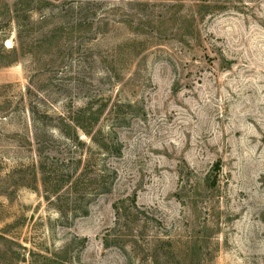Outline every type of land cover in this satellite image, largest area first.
Masks as SVG:
<instances>
[{
	"label": "rangeland",
	"instance_id": "374dc122",
	"mask_svg": "<svg viewBox=\"0 0 264 264\" xmlns=\"http://www.w3.org/2000/svg\"><path fill=\"white\" fill-rule=\"evenodd\" d=\"M0 264H264V0H0Z\"/></svg>",
	"mask_w": 264,
	"mask_h": 264
},
{
	"label": "trees",
	"instance_id": "16d2710c",
	"mask_svg": "<svg viewBox=\"0 0 264 264\" xmlns=\"http://www.w3.org/2000/svg\"><path fill=\"white\" fill-rule=\"evenodd\" d=\"M15 49H13L12 51H14ZM98 120H99V116H98V114L94 117V120H93V126L94 125H96L97 123H98ZM76 121V122H75ZM74 121V128L77 130V129H79V130H82V132L84 133V134H86V135H89V136H91V139H92V141H93V143H94V145L96 144V147L97 148H99V149H103V148H106L107 147V144H106V142H99V140L97 139V137L95 136L96 134H93V129H92V127L93 126H91V128H89V129H87L86 128V126L84 125V124H82L79 120H75ZM118 144V143H117ZM116 147H115V149H116V153L117 154H120L121 153V149H120V146L119 145H115ZM218 165V167H219V164H217ZM216 165V166H217ZM83 183H84V179H83V174H81V175H78V176H76V178H74V180L71 182V188L72 189H74V199H72L71 200V204H74V214L76 215V214H78V213H83V215L84 214H86L87 212H88V208H84V207H82V206H80L79 205V202H78V194H79V192H80V190L81 189H83ZM215 183V182H214ZM74 185V187H72ZM73 192V191H72ZM56 193H58L57 191H56ZM82 194V193H81ZM81 194H79V195H81ZM67 205H69V204H67ZM116 207V211H117V213L119 214V209L117 208V206H115ZM58 209V212L60 213V214H63L62 213V210L60 209V208H57ZM66 251H67V249L66 248H63L62 249V253H66Z\"/></svg>",
	"mask_w": 264,
	"mask_h": 264
}]
</instances>
